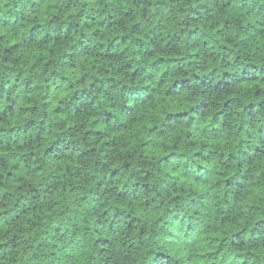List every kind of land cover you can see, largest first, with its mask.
I'll return each instance as SVG.
<instances>
[{"label": "clouds", "instance_id": "1", "mask_svg": "<svg viewBox=\"0 0 264 264\" xmlns=\"http://www.w3.org/2000/svg\"><path fill=\"white\" fill-rule=\"evenodd\" d=\"M111 2L77 0L74 7L64 9L62 4L54 5V0H45L37 12L25 9L27 19L13 29L18 16L9 13L21 11L19 0H0V17L9 21L8 27L0 25V36L4 37L0 40V84L8 79L5 87L11 88L18 75L21 81L36 76L33 91L22 95L24 85L20 83L12 92L15 103L11 113L2 115L10 102L7 96L0 98V139L15 138L17 133L11 130L22 128L29 120L36 122L19 142L0 143V264H232L238 255L248 252L253 253L249 264H264V244L251 248L245 240L242 248H231L235 233L264 220V110L254 109L253 116L244 111L249 103L264 101V15H258L264 0H252L245 8L240 7L242 0H222L221 4L213 0H151L148 12L152 22L166 28L159 36V48L151 49L150 57H145L144 51L151 48L148 30L153 25L144 24L139 15L125 21L123 28L100 29L103 39H96L104 47L88 53L71 51L80 31L90 35L98 27L93 24L84 29L83 18L81 29L67 40L42 43L45 30L25 42L36 23H47L53 16L75 20L85 3V11L94 10L97 21L133 7L140 13L145 7L125 2L120 11L113 12L106 8ZM201 4L208 8L195 17L192 9ZM171 8L180 10L169 15ZM101 11L104 16L99 15ZM189 15L196 22L185 25ZM225 21H230L226 31ZM137 22L142 23V31L133 33L114 50L115 55H107V45L114 37L130 32ZM248 25L254 30L238 31V26ZM181 28L184 34L176 49L166 50L172 33ZM193 30L198 34L189 38L187 33ZM135 38L144 40L145 47L133 45ZM16 44L20 47L4 61V49ZM133 60L136 63L131 68H124ZM137 68H144L145 74L134 77ZM245 68L258 79L236 83L224 76L227 72L239 77ZM149 73L151 79L146 78ZM109 80L117 81L116 86L110 87ZM185 80L189 83L181 86ZM98 82H103V87ZM35 84L40 85L38 90ZM218 85L221 88L217 90ZM173 86L175 91H171ZM126 87L140 92L139 102L129 98L123 91ZM257 89L259 96L255 95ZM77 91L90 93L87 99L93 102L79 114L65 111L69 102L87 104L73 99ZM209 99L212 103L206 110L199 114L193 111ZM230 100L240 103L225 109ZM33 105L37 112L21 114L22 107ZM125 108L132 111L125 112ZM181 113L185 115L178 120L168 119ZM217 114L220 119L214 122ZM41 120H45L43 132ZM213 128L218 130L216 137L211 135ZM60 140L63 145L57 143ZM49 148L64 155L59 159L45 155ZM255 148H260L261 154L251 163L241 164V151L252 156ZM81 151L88 155L80 157ZM28 153L36 155L22 162L20 157ZM220 153L225 154L223 159ZM229 154L234 157L230 161ZM32 169L39 171L33 173ZM115 169L119 171L113 176ZM238 173H248V179L241 181L245 188L234 199L235 185L227 186L226 181L239 179ZM197 176L204 179L198 181ZM126 184L139 185L134 199L119 195ZM4 192L13 195L5 198ZM33 195L39 205L36 209L29 205ZM194 199L198 203L191 205ZM233 204L236 209L221 224ZM117 209L127 220L115 216ZM113 220H118V226L109 232ZM56 225L59 233L50 230ZM158 254L162 255L158 258ZM236 264H243V260Z\"/></svg>", "mask_w": 264, "mask_h": 264}, {"label": "trees", "instance_id": "2", "mask_svg": "<svg viewBox=\"0 0 264 264\" xmlns=\"http://www.w3.org/2000/svg\"><path fill=\"white\" fill-rule=\"evenodd\" d=\"M45 2V0H19V7L21 9V11L19 13H9V15H17L18 19L17 21H14L11 25V27L13 29L18 28L21 26L20 21L26 20L27 16L25 13V9L31 11V12H37L42 8L43 3ZM98 3H103L104 0H97ZM131 3L132 5L139 7L140 5H144V9L140 12L137 13L136 12V8H129L127 11H123L122 14L120 15H112L109 14L107 15L104 19H100L99 21H97V16L93 15V11H85V9L88 8L87 3H85L81 8L80 11L76 14V19L75 20H70V21H63L60 20V18L58 16H53L51 20L47 21V23H36L34 27H32L30 29V34L28 36V40L25 41L30 42L32 39L35 38V35L38 32L41 31H45L47 30V35L45 36L44 40L42 41V43H47L50 40H55L57 42H60L61 39L67 40L71 37V35L80 30L81 29V24L79 23L80 19L83 18L84 19V23H83V28L84 29H88L90 27H92L93 24H98V27L96 29V31L92 32L90 35L87 34L84 31H80L79 32V40L77 42V44L72 48V52L73 54L79 52V53H88L91 51H95L97 48H102L104 47L103 44H99L97 42L96 38H101L103 39V35L100 31V29H104L105 32L111 31L116 29L117 27H121L123 28L125 26V21H132L135 20L137 18V16L139 15L140 19L143 21L144 24H152L153 26H151L148 30V34L152 37L148 43L151 45V48L145 49L144 51V56L145 57H150L153 55V51L151 49H158L159 48V36L163 34V32L165 31L166 25L160 22H152V18L149 16V12H148V8L152 7V3L151 0H112V2L108 5H106V8H111L113 10V12H118L120 11V6L125 3ZM214 3L216 4H221L222 0H213ZM229 2H231V0H229ZM252 2V0H242V2L240 3V7L241 8H245L248 7L249 4ZM77 3V0H54V5L55 4H62L64 9H70L72 7L75 6V4ZM225 7H227V5H224ZM253 6H255L253 4ZM208 8L207 4H201L198 8L196 9H192V12L195 13V17H199L200 13L203 10H206ZM180 9H176V8H171L169 9V15H173L175 12L179 11ZM157 11H160L159 8H157ZM100 16H104V11H101L99 13ZM258 15H264V5H261L259 7L258 10ZM195 17L193 15H189L187 17H185L183 23L185 25L189 24V23H194L196 22ZM230 24V21H225V31L228 29V26ZM0 25H3L5 27L9 26V21L0 17ZM55 25V26H53ZM249 30H254V26L253 25H248V26H244V27H239L238 26V31L239 32H248ZM142 31V23L137 22L132 24L131 27V31L124 33V34H119L116 35L114 37V39L107 45V55H115V51L116 49H119L120 45L125 43L126 41L129 40V37L133 34V33H138ZM184 34V29L181 28L176 32H173L171 35V39L169 40L168 44L165 45L166 50L168 51H174L177 47V44L180 42L182 35ZM198 34V30H193V31H188L187 35L189 38L191 37H195ZM218 34H223V33H218ZM4 37L0 36V40H3ZM132 44L135 45L137 48H144L145 47V42L142 39L139 38H135L132 39ZM244 42L241 41V44H243ZM239 46V45H238ZM18 47H20V45L16 44V45H12L11 48H5L4 52L5 55L3 57L4 61H7L9 58V55ZM127 49L124 50V52H126ZM124 52H121L120 55L123 56ZM40 59H43V57H40ZM72 57L69 56L68 60H71ZM39 62V61H37ZM162 62V61H161ZM171 62V61H170ZM49 63H51V61H49ZM136 62L133 61H129L128 63H126L124 65V68H131ZM61 67H64L65 64L62 62ZM176 66L179 69L180 68V62L177 61L176 62ZM33 67H35V64L33 65ZM153 67H155V65H153ZM122 69H117V71H121ZM9 71H15V69H11ZM261 71H264V69H262ZM146 72V70L144 68H137L135 70V72L133 73V76H137V75H144ZM22 74V73H21ZM53 76L56 75L55 72H53L52 74ZM165 75H167V73H165ZM224 76L230 80L235 81L236 83H240L243 80L246 79H250V80H256L258 79L257 75L255 74V72H253L252 74H249V71L247 68L244 69V72L241 76L237 77L235 74H229V73H224ZM147 79H151V73H149L146 76ZM50 79V78H49ZM193 79L200 81V83H204V80H202L199 76H194ZM206 79V78H205ZM36 80V76L35 75H29L27 77L24 78L23 81L20 80V75H18L16 77V84H13L11 88H7L5 87L6 84L9 83L8 79H5L4 84H0V98H3L4 96H7L8 101L10 102L8 107L4 110V113L2 115H7L9 113H11L13 111V104L15 103V101L13 100L12 97V92L15 90V88L17 87L18 84L23 83L24 88L22 91V95H27L28 93H30L31 91L34 90V81ZM45 83H47V80L45 81ZM100 83V86L103 87V82H98ZM110 87H115L117 84V81L114 80H109L108 81ZM189 82L187 80L183 81L181 86L187 85ZM69 87H72V85L70 84ZM93 88H96V84L94 83L92 85ZM223 87H227V84L223 85ZM40 88L39 84H35V90H38ZM221 86L218 85L217 86V90L220 89ZM127 93H129V98L139 102L141 99V94L138 90L135 89H128L127 87L123 90ZM144 92H147V89L143 90ZM171 91H175V86H173V89ZM88 95H90V93H86L85 91H77L73 97L74 100H84L87 102V104L85 103H81L79 105H75L71 102H69L66 106H65V111H75L76 114H79L81 112V110L83 108H85L86 106H90V104L93 101H90L87 99ZM255 95L259 96L260 95V89H257L255 92ZM17 99H19V97H17ZM45 99H47V96L45 97ZM212 103V101L209 100H202L201 103L193 109L194 112L202 113L204 110H206L209 107V104ZM240 101L239 100H230L228 101V103L225 105V109H227L229 107V105L232 104H239ZM45 107H47V105H44ZM254 109H260V110H264V101H259L258 103H249L248 106L244 109V111L247 113V115L249 116H253V110ZM38 111V107L36 105H33L31 107H22L20 109L21 114L24 113H35ZM57 112L61 111V109L57 108L56 109ZM125 112H131V109L125 108L124 109ZM110 116V114H107ZM181 115H185V113H181L176 117H172L171 115L168 117L169 120H173V119H179ZM220 119V115L217 114V117L214 119V122H218ZM225 121H227L228 117L225 116ZM34 123H36L33 120H29L25 125L22 126V128L20 129H13L11 131H15L17 134L15 136V138H13L11 135L7 136L4 139H0V143L5 142V140L9 143H17L19 142V140L22 138V134L24 132L27 131V129L29 127H31ZM44 124H45V120H41L39 122V126H40V131L43 132L44 130ZM218 134V130L213 128L211 131V135L213 137H216ZM96 135H100V133H96ZM40 138V133H37L36 135V139L38 140ZM58 144L63 145L64 142L63 140H60L57 142ZM241 143H244L243 141ZM92 151H95L94 149ZM52 154L54 155L57 159L61 158L64 153L63 152H57V150H55L54 148H49L46 152L45 155H49ZM261 154V149L260 148H255L254 153L252 156H250L247 152L241 151L240 155L241 157H243V159L241 160V164H243L244 162H248L251 163L254 159L255 156ZM36 153H28L26 155H22L20 157V160L24 163H27L30 159H32L33 156H35ZM88 152L85 151H81L80 153V157H84L87 156ZM198 156H201V153H197ZM210 155H212V153H210ZM225 156L224 153H220V159H223ZM202 159H207L208 157L205 156H201ZM234 157L233 155L229 154L228 155V160H232ZM0 159H3V157H0ZM167 160V158H165ZM96 164L99 165L100 161L97 160ZM126 166V165H125ZM33 173L39 171V169H32L31 170ZM69 171H72V168L69 167ZM81 170L80 169H76V172L79 173ZM119 169H115L112 172L113 176H116L118 173ZM198 172L200 171H206L207 170H201V169H197ZM251 171V169L249 170ZM133 176H139V173L137 172H133L132 174ZM187 175V174H186ZM13 173L9 172L8 173V177L12 178ZM237 176L239 177V179H237L236 177L229 179L228 181H226V185L227 186H232L235 185V191L233 192V198H239L241 195V190H243L245 188V183H242L241 181H246L248 179V173H245L243 176H240L239 173L237 174ZM0 179H2V177H0ZM196 179L202 180L204 179L203 176H197ZM145 188H147L148 186L145 185ZM139 188V185H125V191L121 192L119 195L121 197H131V198H135L136 194H137V190ZM33 192H36V189H32ZM5 198H8L10 196H12L13 194L10 192H4L3 193ZM176 199H181L180 197H176ZM36 201V196L33 195L31 201H29V205L31 206L32 209H36L39 207L38 204L35 203ZM191 205H196L198 203L197 200H191L189 202ZM236 205L233 204L231 205L228 209H227V215L224 216V219L221 220V224L224 223L225 220H227L229 218V216L233 213V211L236 209ZM106 215V213H105ZM115 216L117 218H123L125 220H127V217L125 216L124 212H122L120 209H117L115 212ZM173 219H176V217L174 216ZM189 219L191 220L192 218L189 217ZM135 222V218H133L132 221L128 222V227L132 228L133 227V223ZM97 223H99V221H97ZM118 226V220H113L111 224L108 225V231L109 232H113L116 230ZM193 227V225H189V228L191 229ZM207 227V226H206ZM52 232L54 233H59L60 232V226L56 225L51 227L50 229ZM143 232V230H141ZM227 240V238H223L221 239V247H223L225 241ZM245 240H247L249 247L251 248H255L257 247L259 244H264V220H259L254 227L252 228H245L243 231L241 232H237L234 234L233 238L231 239V248L233 249H238V248H242ZM97 243H101V241L97 240ZM103 243L107 244L109 243V241L104 240ZM101 251H103V249H101ZM162 254H158V258L161 256ZM253 255V253L248 252V253H241L240 255H238L232 262V264H236L237 260H243V264H249V260L251 258V256ZM255 264V262H254Z\"/></svg>", "mask_w": 264, "mask_h": 264}]
</instances>
